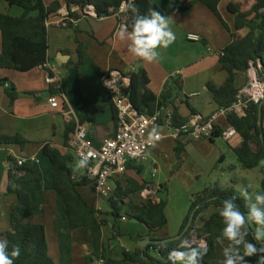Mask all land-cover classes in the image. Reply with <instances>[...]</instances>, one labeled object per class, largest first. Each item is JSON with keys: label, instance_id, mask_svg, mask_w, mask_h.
<instances>
[{"label": "crops", "instance_id": "1", "mask_svg": "<svg viewBox=\"0 0 264 264\" xmlns=\"http://www.w3.org/2000/svg\"><path fill=\"white\" fill-rule=\"evenodd\" d=\"M154 1L170 18L176 40L167 49H159L160 58L149 63L131 54L128 51V41L118 38L117 30L120 26L118 15L93 19L77 11L74 8L75 4L68 5L66 0H43L47 7L56 2L61 4L58 14L48 20L50 23L48 27V63L58 73L48 74L44 67H38L26 73L0 69V80L7 81L0 84V133L6 136H19L28 141L24 148L18 145L0 146V239L6 240L5 234L12 231L11 216L18 204L16 190H23L31 195L32 209L30 212H22L20 220L24 224H41L46 227L49 255L55 264H103L102 261L92 263L86 261V256L93 251L91 233L86 228L70 229L62 199L54 191L52 165L49 158L43 153V149L46 145H50L62 154H68L70 151L65 144V132L68 124L62 113L55 112L48 103L51 89H56L58 93L64 94V111L72 112L74 118L79 121L86 113L80 101L81 96L88 98L94 105L108 104L105 111L98 115L95 123H86L89 139L96 147H100L106 138L114 134L116 129L114 122L116 110L112 105H109V95L100 82L101 76L110 71L129 74L132 71L138 73L140 70H145L151 80L150 90L156 96H160L167 86H171L173 98L171 102H168V105L162 108L163 116L177 109L178 113L187 121L194 115L208 119L220 109L208 91L207 84L213 83L220 87L228 78V74L222 70L219 54L232 42V35L235 33L236 16L229 11V6L236 4L240 6L241 11L248 12L257 0L221 1L219 11L229 30L204 4L195 3L192 5L196 0ZM180 7L188 9L189 14L180 13ZM66 12L75 13L79 18L76 20V24L67 28L60 27L58 22L61 15ZM0 13L11 17H21L24 15V10L17 6H10L5 1H0ZM192 34L199 35L201 42L188 41V36ZM80 43L86 49L85 62L82 66H79L78 48ZM200 44L206 50L200 47ZM2 46L3 41L0 34V54ZM178 72L181 75L176 77ZM175 82H178V86L175 85ZM247 82L248 73H240L237 79L238 88L242 89ZM7 89H14L18 94L14 103H11ZM188 104L192 107L193 112ZM216 124L217 128L223 130L227 126L226 118L220 117ZM199 141H194L189 136H182L179 142L184 147V151L181 155L182 160L179 161L175 152L176 141L169 137L165 138L150 151L149 162L142 166H135L136 170H129L124 178V180L133 178L139 182L144 181L147 185L153 183L157 189L155 197L159 201L168 197L169 206L166 208V215L169 222L164 228L166 234L163 229L154 234L152 239H169L179 234L186 219L188 201L192 203L197 193H200L208 185H213V182L206 184V181H202L203 177L210 179L213 173L209 174L201 167L206 166L211 169L214 166V161H221V163L226 161V156L221 150H219V154L213 153V157L208 158L210 153H207L208 145L205 144V141L210 142L209 146H212L215 144V140L203 139ZM242 142L241 138L234 140L237 147ZM227 144L229 143L227 142ZM228 147L233 153V149L237 148L230 144ZM254 149H256L255 146ZM32 157L36 158L38 162L29 164L35 172L42 175V181L20 185L11 182L12 192H9L8 163H16L18 159ZM207 162L210 164L207 165ZM148 167L152 169V175L157 169L155 177L152 176L158 179L157 182L146 181L144 176ZM190 167H192L193 173L188 171ZM19 169L15 166L14 171ZM137 169H141L140 174ZM22 175H25L24 171L19 173V176ZM189 176L191 178L187 179ZM173 186H177L184 192L185 202L182 212L184 214L174 228L171 227L169 212L172 206L170 189ZM86 187L80 189L85 199L87 190L84 188ZM92 190L94 191L93 187ZM137 199V197H133L136 204L140 203ZM90 201L92 200L90 199ZM90 201L87 200L95 209L101 208L103 213L111 212L109 202L102 200L104 204H101L98 197L95 204ZM211 208L212 214L218 213L219 208ZM126 211L127 208L124 207L121 213L122 218L117 224L119 234H114L113 218L103 216L109 221L108 225L103 228V243L108 255L116 260L123 258L124 251L134 252L140 238L149 236L148 228L135 220H130L125 215ZM176 214H179L178 210ZM202 214L196 221V228L202 227L212 215L203 218ZM124 217L127 218V221L122 220ZM120 223L126 224V227L121 229ZM223 246L218 244L217 248L220 252H218L214 264H220L223 259ZM150 254L155 258H160L155 251H151Z\"/></svg>", "mask_w": 264, "mask_h": 264}, {"label": "trees", "instance_id": "2", "mask_svg": "<svg viewBox=\"0 0 264 264\" xmlns=\"http://www.w3.org/2000/svg\"><path fill=\"white\" fill-rule=\"evenodd\" d=\"M7 2L10 6H17L24 10L21 17H11L0 13V34L2 35V52L0 54V69H7L26 73L38 67H44L49 61L48 49V27L47 21L54 15H57L61 9L59 2L53 3L47 7L43 0H0ZM222 0H196L195 3L204 4L229 30L228 25L223 20L219 5ZM68 5L75 4L84 9L91 5L95 8L98 18L110 15H118V21L123 23V18L131 24L130 12L122 13L120 5L122 0H66ZM140 14H147L149 8L160 11L166 16L164 11L156 4L154 0H134ZM229 11L236 16L235 33L232 35V42L227 45L220 56L222 70L228 74L226 82L218 87L213 83L207 84V89L212 95L214 102L219 108H229L237 99L241 89L237 86V79L240 73H245L250 68L251 62L260 60L264 67V0H257L255 5L248 12L241 11L239 5L231 4ZM183 15L189 14V10L184 7L179 8ZM70 18L77 20L79 17L75 13H70ZM73 23H69V26ZM79 66L85 62L86 49L80 43L78 48ZM6 80H0V84L6 83ZM151 80L145 70L131 74V84L127 89L133 106L141 113L149 116L154 115L157 111L168 105L173 98L172 87L167 86L165 91L156 96L150 90ZM178 86V82H175ZM58 93V90L51 89V95ZM8 97L11 103L18 98L14 89H7ZM81 104L86 113L80 120L81 124L95 123L98 115L103 113L107 108L106 105H94L88 98L81 96ZM109 105H112L111 101ZM191 112L192 107L188 104ZM113 107V105H112ZM262 108L263 122H259L260 109ZM172 115V126L177 128L183 126L187 119H184L175 109L170 113ZM115 125L117 115L114 117ZM227 126H232L242 137V144L234 148V153L238 162L244 170H254L261 168L264 170V102L259 105L249 103L245 108L242 117L236 114L228 115L226 119ZM226 126V127H227ZM76 124L69 123L65 132V144L68 143L71 135L75 132ZM223 130L216 128L212 136L208 138L214 141L220 138ZM28 141L19 136H6L0 133V146L18 145L24 148ZM254 146L256 149H254ZM184 147L176 140L175 152L179 161ZM43 153L49 158L53 170V187L54 191L61 197L65 213L71 230L86 228L90 231L93 240V251L86 256V261L92 263L102 261L103 264H169L167 261L168 253L178 248L182 239H188L191 233H195L198 238L205 239L208 243V252L205 255L202 264H214L218 256L217 237L222 230V218L216 212L211 215L210 219L200 228H196L198 217L211 207L220 208L222 202L231 197H236L235 203L239 210L247 215L246 199L235 189V187H221L218 184L211 185L198 193L192 202L190 212L186 217L184 224L178 234L181 235L193 219L190 230L184 237L175 242L159 244L167 239H152L158 242L156 245H150L145 250L139 246L134 252L124 251L123 258L116 260L110 257L103 243V228L108 225L109 221L103 216L113 218L114 234H119L117 227L121 213L124 207L127 208L125 215L130 220H135L148 228L149 236L152 238L168 225L166 215L167 201L157 202L155 199H142L140 193L146 188L147 183L128 178L123 182L117 183L115 195L109 200L111 212L103 213L95 209L84 198L80 189L91 185L86 180L76 181L73 177L72 166L76 163V158L72 153L62 154L58 149L46 145ZM221 163V161H220ZM134 165L129 166V170H136ZM24 171L25 175L19 176ZM138 174L141 169H137ZM43 177L40 173L35 172L29 163L21 167L18 171L9 172V192H12V183L20 185L22 183L39 182ZM264 192V178L261 182ZM18 204L15 206L12 216V231L5 234L8 241V250L11 252L13 246H19L21 254L15 259L14 264H55L49 255L48 239L46 227L41 224H24L20 220L22 212H30L32 209L31 195L23 190H16ZM137 197L138 202L133 201ZM129 200V201H127ZM255 228L249 223V237L255 232ZM177 237V236H176ZM143 237L140 238V241ZM170 239V238H169ZM255 242V241H253ZM151 251H158L160 258L153 257ZM255 261V257L251 258Z\"/></svg>", "mask_w": 264, "mask_h": 264}, {"label": "built area", "instance_id": "3", "mask_svg": "<svg viewBox=\"0 0 264 264\" xmlns=\"http://www.w3.org/2000/svg\"><path fill=\"white\" fill-rule=\"evenodd\" d=\"M74 8L82 12L86 17L98 19V15L93 6L88 5L84 9L80 6ZM128 18H123V23H126ZM76 24V20L70 18V13L66 12L61 15L58 22L60 27L67 28L69 23ZM47 27L50 23L47 21ZM188 41L201 42L199 35H189ZM221 54V52H220ZM219 54V55H220ZM44 69L48 74H55L58 71L48 62L44 65ZM131 73L124 74L118 71H110L101 76L100 82L103 89L108 93L110 101L116 110L117 123L114 134L106 138L100 147L93 145L89 139L88 128L86 124H81L80 121L74 118L72 112L64 111L63 102L65 96L62 93L50 95L48 98L49 105L55 112L62 113L65 122L75 123V132L71 135L68 143V150L72 153L77 162L81 157L87 156L89 160L88 167L85 169H73V179L76 181L86 180L92 185L96 196L103 201L109 202L115 195L117 183L123 182L126 177L129 166L145 165L150 158V151L155 145L165 139L172 138L175 141L180 140L182 136H189L194 141L208 139L212 136L217 128V121L220 117L227 119L228 115L236 114L242 117L245 113V108L249 103L256 105L264 102V67L260 60L250 63L248 73V82L238 93L236 101L229 108L218 109L211 117L204 119L199 115H194L181 127L172 126V115L163 116L162 109L154 115L149 116L139 112L132 104L127 89L131 84ZM181 73H176V77ZM106 82H110L109 86ZM157 129L159 139L152 140L149 137L153 129ZM221 137L233 147L238 145L234 143L236 138L242 137L232 126H227L223 129ZM38 160L32 158H21L16 163H8V171L15 169V166L21 168L27 163H36ZM157 174V169L154 170V177ZM156 186L150 183L140 193L142 199H156ZM102 211L101 208L97 209ZM123 221H127L124 217ZM188 240L193 246H198L201 242H206L205 239H200L195 233H191ZM208 246V243H207ZM158 253V251H155ZM159 254V253H158ZM103 263V262H102Z\"/></svg>", "mask_w": 264, "mask_h": 264}, {"label": "clouds", "instance_id": "4", "mask_svg": "<svg viewBox=\"0 0 264 264\" xmlns=\"http://www.w3.org/2000/svg\"><path fill=\"white\" fill-rule=\"evenodd\" d=\"M122 13L130 12L131 24L121 23L117 35L120 40L128 41V51L146 62H154L160 58L159 49H167L176 40L172 30L170 18L160 11L149 8L147 14H140L134 0H122L120 5ZM109 86L110 82H106ZM150 139H159L157 129L149 134ZM87 156L81 157L77 167H88ZM248 197L247 189L242 193ZM236 197L222 202L218 214L222 218V230L216 238L217 243L224 245L220 264H253L251 258L255 257L254 264H264V194H256L253 199H247V215L242 213L235 203ZM256 225V231L251 233L249 240V223ZM255 241V242H253ZM208 252L206 242L193 246L188 239H182L178 248L172 249L167 256L169 264H202ZM19 246L8 250V241L0 239V264H14L19 258Z\"/></svg>", "mask_w": 264, "mask_h": 264}, {"label": "rangeland", "instance_id": "5", "mask_svg": "<svg viewBox=\"0 0 264 264\" xmlns=\"http://www.w3.org/2000/svg\"><path fill=\"white\" fill-rule=\"evenodd\" d=\"M191 47L193 48L194 46H191ZM200 47L205 49V47L201 44H200ZM179 52L181 53V51H179ZM185 53H187V51H185ZM180 58H181V56H180ZM209 143L210 142L205 141V144L208 145V152L207 153L208 154L210 153L209 156L207 155L208 158L213 157V153L219 154V150H221L226 156V161H225V163H220L219 161H214L213 162L214 166L211 169H208L209 167H206V166L201 167L202 170L208 171L209 174L213 173L212 176L210 177V179L203 177L204 179L202 181H206L207 182L206 184H211L213 182V185L215 183V184H218L219 186L224 187V188L234 186L235 189L246 200L249 198L254 200V197L256 194H264L262 187H261V182L264 178V170L263 169L257 168L254 170H244L242 168V166L240 165V163L238 162V159L235 156V154L228 147L229 144H227V142H225L222 138L215 139V144L212 146H209L210 145ZM177 164H179V163H177ZM209 164L210 163L207 162V165H209ZM74 167H75V170L78 171L79 168L77 167V164ZM191 168L192 167H190V169H188V171H191V173H193V170ZM152 176H153L152 175V169L148 167L147 171L145 173V176H144L146 181L157 182L158 179L154 178ZM190 178H191L190 176L187 177V179H190ZM195 179H197V177H195ZM209 186H211V185H208V187ZM85 189L87 190L86 199L88 200V202L91 199L92 201H90V202H92V204H95L97 196L94 193V191L92 190V185L87 186L86 188H84V190ZM244 189H247L248 197H245L242 194ZM183 196H184V192L181 191V189H179L177 186L171 187L170 197H171V201H172V206L170 207L169 212H170V220H171V225H172L171 227H173V228L177 226V221L180 219V217H182V214H184V213H182L184 211V206H185ZM164 200L167 201V207H168L169 206L168 197L166 196L164 198ZM100 203L104 204V202L102 200L100 201ZM191 205H192V203L190 201H188V203H187L188 210L185 213L186 217L188 216V214L190 212ZM177 210H178L179 214H176ZM212 212H213V210L211 208V209L205 211L201 217L208 218V216L210 214H212ZM107 217H109V216H107ZM167 218H168V216H167ZM202 220H204V219H202ZM168 222H169V219H168ZM251 225L253 228H255L254 224L251 223ZM123 227H126V224L120 223V228L122 229ZM163 231L166 234V229H164ZM176 236H178V235H176ZM176 236H174V237H176ZM174 237H171V238H174ZM261 243L264 244V241H262ZM218 252H220L219 249H218Z\"/></svg>", "mask_w": 264, "mask_h": 264}, {"label": "water", "instance_id": "6", "mask_svg": "<svg viewBox=\"0 0 264 264\" xmlns=\"http://www.w3.org/2000/svg\"><path fill=\"white\" fill-rule=\"evenodd\" d=\"M263 115H262V108L260 109V114H259V122L262 123L263 122ZM264 144V142H263ZM193 223V219H191L189 221V224L188 226L186 227L185 231L177 236V237H174V238H170V239H167V240H164V241H161L159 242V244H164V243H169V242H175V241H178L180 239H182L184 237V235L190 230V227ZM158 242H153L152 238L150 236H145L143 237V239L138 243V246L142 249V250H145L148 246L150 245H156Z\"/></svg>", "mask_w": 264, "mask_h": 264}]
</instances>
